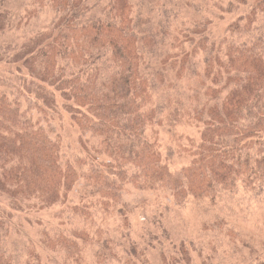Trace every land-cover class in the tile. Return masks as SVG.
Instances as JSON below:
<instances>
[{
    "label": "trees",
    "instance_id": "trees-1",
    "mask_svg": "<svg viewBox=\"0 0 264 264\" xmlns=\"http://www.w3.org/2000/svg\"><path fill=\"white\" fill-rule=\"evenodd\" d=\"M174 1L138 0L150 9L142 15L132 0H20L24 38L16 40L0 0V62L9 66L0 74V264H47L34 246L23 257L10 249L16 211L55 256L90 264L81 260L90 247L94 264H149L150 245L128 233L125 194L161 190L179 205H217L239 187L261 193L264 0L221 3L237 15L216 36L211 21L173 34L155 26L154 10L168 16ZM63 113L73 149L52 124ZM183 120L198 137L178 135L177 150L163 153L156 127ZM174 155L185 162L173 166ZM95 212L121 220L126 244L95 224ZM204 229L244 246V264H264V240L258 252L224 218ZM177 242L169 254L157 249L160 264H191L192 240Z\"/></svg>",
    "mask_w": 264,
    "mask_h": 264
},
{
    "label": "rangeland",
    "instance_id": "rangeland-1",
    "mask_svg": "<svg viewBox=\"0 0 264 264\" xmlns=\"http://www.w3.org/2000/svg\"><path fill=\"white\" fill-rule=\"evenodd\" d=\"M132 1L134 3V14L147 15L150 12L147 6H140L138 0ZM174 2L176 5H174L171 12H168V16L166 13L162 14L161 9L156 8L152 18L155 26H163L169 34L178 32L179 29L181 31H190L196 24L211 21L212 23L208 24L207 29L209 27V30L216 36L222 31L225 24L237 15V13H224L222 8L224 5L220 4H224L226 0H184V4L181 7L178 5L180 0H175ZM187 2L190 4H185ZM4 7L12 12V18H10L11 27L17 28L16 30L12 29L9 32V36L16 40L24 38L22 27H16L19 21H24L23 18H19L23 14L22 9H20V0H6ZM41 20L43 18H38L37 22ZM198 60L200 58L196 59L197 62ZM8 69V65L0 62V74L2 76L8 74ZM191 85L192 81H183L182 83V86L188 92H190ZM22 106L28 107L27 102L23 100ZM32 111L35 112L36 110L32 109ZM52 124L56 131L61 130L59 132L64 139V143L69 144V148L73 149L74 145L70 143V140L74 138V134L65 114L63 113V116L54 120ZM156 130L158 144L163 153L167 148H171L173 151L177 150L175 138L178 135L182 139H185L186 135L198 137L197 131L191 128L189 123L184 120L172 127L168 125L158 126ZM174 157L176 161L172 163L173 166H178L179 163L185 162L183 157L179 158L175 155ZM80 187L81 183H78L73 188L70 196L75 197ZM124 199L130 206V212L127 213L130 223L128 233L131 238L137 241L139 246L150 245L149 255L152 254L153 260L148 259L149 264H160L156 252L157 249H162L169 254V252L174 251V246L179 239L192 240L194 244L195 251H192L191 264H202L198 256L199 251L207 256L203 258L209 264H244L250 258V254L244 246L235 247L224 236V233L217 229H204L206 225L216 218H224L236 229L240 238L246 240L258 252L261 250V243L264 240V187L261 193L258 194L245 191L239 187L232 196L224 195L219 198L216 202L217 205L192 198L179 205L175 203L168 192L161 190L148 192L132 190L124 195ZM14 213L13 222L18 231L12 233L9 241L10 249L14 250V253L22 257L26 256L27 248L34 246L42 256L43 262L47 264H81L76 263L60 251H58V256H55L52 252L46 250L40 244L36 231L30 228L27 221L24 220L26 212L20 211L18 213L16 211ZM105 214L95 212V224L110 231L113 237H120L121 243L126 244V238L124 237L125 228L121 237V220H115L112 214ZM40 215L43 219H47V224L50 227L57 225L47 212L44 211ZM153 235H156L157 238H153ZM81 260L94 264L90 247L84 250ZM51 261L54 263H51Z\"/></svg>",
    "mask_w": 264,
    "mask_h": 264
}]
</instances>
